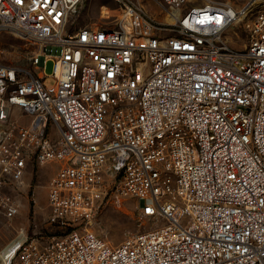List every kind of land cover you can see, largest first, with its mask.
I'll return each mask as SVG.
<instances>
[{
	"label": "built area",
	"instance_id": "built-area-1",
	"mask_svg": "<svg viewBox=\"0 0 264 264\" xmlns=\"http://www.w3.org/2000/svg\"><path fill=\"white\" fill-rule=\"evenodd\" d=\"M112 1L74 28L83 0H0L26 64L0 51V215H18L4 189L28 167L57 166L47 232L20 229L3 264H264V9L235 50L244 9L154 0L159 22ZM114 197L148 226L117 246L93 231Z\"/></svg>",
	"mask_w": 264,
	"mask_h": 264
},
{
	"label": "rangeland",
	"instance_id": "rangeland-1",
	"mask_svg": "<svg viewBox=\"0 0 264 264\" xmlns=\"http://www.w3.org/2000/svg\"><path fill=\"white\" fill-rule=\"evenodd\" d=\"M144 10L159 22L166 21V14L156 5L154 0H127ZM159 1V0H158ZM207 2L226 4L234 10L244 9L248 15L243 21L231 26L225 32V40L235 50H243L248 43L247 24L253 17L264 9V0H197L202 5ZM108 8H115L112 0H83L80 13L76 17V26L95 27L94 25L107 23L102 18L109 14ZM108 27V26H103ZM0 51L5 52L8 62L17 65H26L24 62V47L22 43L11 35H0ZM53 61L45 63L42 71L50 75ZM45 84H51L52 79H44ZM57 170L56 165L45 168L32 165L28 167L25 186L20 190L4 189L8 195L15 197L19 204L18 215L7 219L0 215V252L11 244L18 236L20 229L29 237H35L47 232V184ZM139 206L129 197L113 198L102 208L93 231L100 238L112 246L119 245L127 235L147 229L145 225L139 226ZM1 264V262H0Z\"/></svg>",
	"mask_w": 264,
	"mask_h": 264
},
{
	"label": "bare ground",
	"instance_id": "bare-ground-1",
	"mask_svg": "<svg viewBox=\"0 0 264 264\" xmlns=\"http://www.w3.org/2000/svg\"><path fill=\"white\" fill-rule=\"evenodd\" d=\"M166 19L169 20L167 16H166ZM8 247H10V244L8 246H6L5 248H3V250L0 252V262H1V264H3V261L5 259L4 256L7 253Z\"/></svg>",
	"mask_w": 264,
	"mask_h": 264
}]
</instances>
